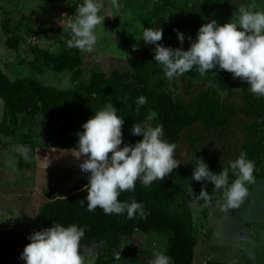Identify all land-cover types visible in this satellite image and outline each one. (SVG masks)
<instances>
[{
	"label": "rangeland",
	"instance_id": "rangeland-1",
	"mask_svg": "<svg viewBox=\"0 0 264 264\" xmlns=\"http://www.w3.org/2000/svg\"><path fill=\"white\" fill-rule=\"evenodd\" d=\"M69 1L78 0H0V70L9 81L33 77L59 90L75 86L70 74L49 71L36 74L29 68L31 49L60 51L58 29L63 24L60 20L62 8ZM170 1L174 2L175 8H180L173 10L165 0H110L102 11L108 17L104 20V31L100 33L96 50L81 52L86 58L85 77L92 72L108 75L115 69L130 70L145 45L142 40L136 41L141 36V24L153 29L166 27L175 22L182 9V16L197 26L196 30L192 29L194 41L204 24L212 20L221 25L230 22L242 2L223 0L222 4V0H213V5L211 0ZM246 2L257 9L264 8V0ZM210 5L214 9L210 10ZM17 35L23 42L17 50H11L5 43ZM190 44L186 37L184 50ZM159 80L168 81L170 89L186 101L207 88H214L220 96L221 116L233 113L226 125L218 129L197 125L185 131L177 145L176 159L184 167L185 176L176 182L174 212L187 219L198 240L193 264H264V183L256 182L257 178L264 177V98H257L260 113L250 117L244 112L251 97L248 85L238 78L233 79L226 71L217 69L201 77L194 68L177 78L167 79L161 67L156 65L151 82L155 84ZM4 112V102L0 99V123ZM1 141L0 241L6 233L27 244L31 234L43 230L38 220L47 194L72 188L86 174L80 169L86 157L77 160L72 154L74 151L63 150L55 144L38 105L19 116L16 130L2 134ZM242 152L256 163L255 183L248 185L249 195L239 208L224 210L222 195L213 184L191 179L195 157L203 158L216 174L227 169L231 183L235 176L231 173L230 162ZM202 188L211 199L200 195ZM166 245V239L137 235L122 240L118 246L106 243L83 245L80 254L85 264H151L154 251L165 252Z\"/></svg>",
	"mask_w": 264,
	"mask_h": 264
},
{
	"label": "trees",
	"instance_id": "trees-1",
	"mask_svg": "<svg viewBox=\"0 0 264 264\" xmlns=\"http://www.w3.org/2000/svg\"><path fill=\"white\" fill-rule=\"evenodd\" d=\"M109 1L102 0L103 9L108 6ZM165 2L174 10V2ZM81 3L83 0L69 1L62 8L63 15L60 20L63 24L58 29L62 46L60 51L55 53L36 48L30 52L32 60L29 68L33 73L49 71L70 74L75 85L72 89H55L33 77L9 81L0 70V99L4 102L5 109L0 123V145L2 134L8 135L16 130L19 116L30 112L36 105L39 106V113L50 130L52 140L66 151H74L78 142L76 133L83 131L82 125L107 103H112L119 109L118 115L125 118L122 129L125 143L135 144L142 139L133 136L131 128L134 123L143 122L150 110L158 112L157 118L152 121L153 126L163 125L164 138L176 145L185 131L197 125L211 130L226 125L233 113L226 117L221 116L220 96L216 89L207 88L192 100L186 101L170 89L168 81L159 80L152 84L151 75L157 65L154 62V45H144L130 70L115 69L108 75L92 72L85 77V56L79 50L69 48L66 43L70 38L67 24L74 19L76 9ZM210 6V10L214 9L213 5ZM182 13L181 9L175 22L162 27V43L165 46L173 49L181 47L175 30H179L186 38L192 36L193 28L197 29L196 24L183 17ZM22 42L23 39L17 35L8 39L5 44L9 49L17 50ZM140 96L146 97L147 103L137 113L136 101ZM244 112L250 117L260 113V104L254 95L251 94L247 100ZM184 176L185 169L181 165L163 181H156L147 188L138 181L134 192L122 193L120 201L130 203L135 199L145 206L146 219L138 216L128 219L126 214L105 215L99 208L89 212L86 205L81 206L80 201L86 202L87 196L84 188L88 183V174H84L72 188L47 194V202L40 212L39 221L42 229L51 227L54 222L64 226L75 223L86 228L81 246L91 243L118 246L122 240L137 235L156 236L158 239H166L165 253L172 258V264H193L198 240L187 219L174 212L177 199L176 182ZM256 182L263 184L264 177ZM29 243L28 240L27 244H23L14 236L3 233L0 241V264H24L20 257Z\"/></svg>",
	"mask_w": 264,
	"mask_h": 264
},
{
	"label": "clouds",
	"instance_id": "clouds-1",
	"mask_svg": "<svg viewBox=\"0 0 264 264\" xmlns=\"http://www.w3.org/2000/svg\"><path fill=\"white\" fill-rule=\"evenodd\" d=\"M102 0H83L74 19L67 28L70 38L66 41L69 48L82 53L96 50L101 31H104ZM141 36L137 42L154 45V62L161 67L165 78L174 79L194 68L201 77L215 70L232 74L248 85V90L256 98H264V8L257 9L250 2H239L230 22L221 25L212 20L204 24L197 32L196 38L188 37L190 47L184 50L185 35L176 31L181 47L173 49L162 43L163 29L145 28L140 25ZM134 50H138L134 47ZM240 91V90H238ZM95 95V94H93ZM137 113L146 105L147 98L140 96ZM119 109L107 103L101 110L82 125L83 131L77 132V145L73 156L79 160L83 173L88 174L86 202L87 211L98 208L105 215L123 216L128 219L137 216L146 219L143 203L132 199L122 202L119 197L124 192H134L139 181L145 188L156 181H163L181 165L176 159L177 145L164 138L163 125L153 126L158 112L150 110L146 119L134 123L131 134L142 137L135 144L125 143L123 126L125 118L118 115ZM123 145V146H122ZM191 179L197 183L210 182L220 192L224 210L239 208L249 195L248 185L255 183L256 163L241 153L230 162V169L235 179L229 181V171L222 169L219 174L210 170L203 158H196ZM192 191L191 186H188ZM200 195L211 199L207 190L202 188ZM86 228L78 224L64 226L54 222L47 229L31 234L30 243L24 248L20 259L24 264H85L80 254L81 241ZM151 264H172V258L165 252L156 250ZM119 258V257H118Z\"/></svg>",
	"mask_w": 264,
	"mask_h": 264
},
{
	"label": "crops",
	"instance_id": "crops-1",
	"mask_svg": "<svg viewBox=\"0 0 264 264\" xmlns=\"http://www.w3.org/2000/svg\"><path fill=\"white\" fill-rule=\"evenodd\" d=\"M126 1V0H125ZM229 1H232V0H226V2H229ZM210 2H212L213 3V5H214V2H213V0H211ZM224 2H223V0H222V4H223ZM210 7L211 6H209L208 8L210 9ZM210 14H211V11H210ZM201 17H203V15H200ZM42 49V48H41ZM50 50V49H49ZM51 51V50H50ZM52 52V51H51ZM257 180H258V178H257ZM256 180V181H257ZM25 185H28V183L26 182L25 183ZM41 212V211H40ZM39 215H40V213H39ZM39 221V220H38ZM39 224H40V221H39ZM41 225V224H40Z\"/></svg>",
	"mask_w": 264,
	"mask_h": 264
}]
</instances>
